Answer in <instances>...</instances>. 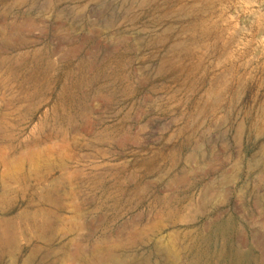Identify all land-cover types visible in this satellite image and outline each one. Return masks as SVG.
<instances>
[{"label":"rangeland","instance_id":"obj_1","mask_svg":"<svg viewBox=\"0 0 264 264\" xmlns=\"http://www.w3.org/2000/svg\"><path fill=\"white\" fill-rule=\"evenodd\" d=\"M0 264H264V0H0Z\"/></svg>","mask_w":264,"mask_h":264}]
</instances>
